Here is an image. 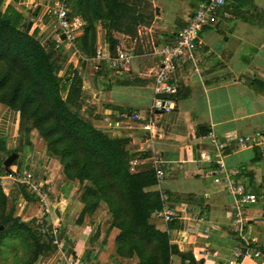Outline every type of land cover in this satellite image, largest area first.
<instances>
[{
  "label": "crops",
  "instance_id": "0c3cea01",
  "mask_svg": "<svg viewBox=\"0 0 264 264\" xmlns=\"http://www.w3.org/2000/svg\"><path fill=\"white\" fill-rule=\"evenodd\" d=\"M51 1L2 0L1 6L3 9L9 5L20 13L22 27L33 33L41 45L53 50L58 47L55 51L63 55L59 67L63 77L68 71L77 70L82 94H87L85 101L97 115L96 126L109 136L129 138L132 165L150 166L153 151L164 161L163 180L144 190L156 194L163 190L169 208L175 212L165 222L152 214L150 217L155 228L165 232L168 243L178 251L169 256L168 264H264V151L257 146L238 148L233 140L236 135L264 133V0H224L215 10L198 35L194 50L196 69L189 62H178L172 77L177 85L175 107L153 116V136L121 113L136 110L140 115L146 114L154 95L152 74L160 60V49L203 0H148L153 10L148 30L156 33L152 51L130 45V65L119 72L105 65L93 70L91 63L81 64L82 60L92 61V57L80 51L74 41L82 34L83 21L79 16L70 17L77 25L76 38L69 45L64 38L58 42L62 34L54 32L44 14ZM97 23L94 49L97 45L108 48L106 30ZM111 37L116 41L115 47L124 46L119 35ZM18 121L17 111L0 106V153L8 151L9 143L16 140ZM209 133L218 140H230L223 165L234 172L233 177L245 192L256 197L255 203L240 210L244 217L240 235L232 230V217L237 210L235 198L223 183L214 182L210 173L215 165ZM54 161L50 158L46 162L47 180L56 188L60 176V188L65 184L63 195L58 192L61 210L54 211L60 224L70 223L66 239L76 246L70 257L62 254L63 262L70 264L74 259V264H93L86 261L91 250H86L85 237L71 224L75 210L63 207L74 206L76 201L70 198L73 188L63 181L61 173L56 174ZM0 177L2 186L9 184L2 169ZM255 250L261 255L252 256ZM236 253L240 255L234 256Z\"/></svg>",
  "mask_w": 264,
  "mask_h": 264
},
{
  "label": "trees",
  "instance_id": "16d2710c",
  "mask_svg": "<svg viewBox=\"0 0 264 264\" xmlns=\"http://www.w3.org/2000/svg\"><path fill=\"white\" fill-rule=\"evenodd\" d=\"M65 3L68 18L79 16L83 21L82 34L74 40L80 51L94 55L95 23L99 22L106 30L108 49L113 53L116 41L109 30L125 9L123 3L119 0H65ZM1 5L2 0L0 102L18 112V130L31 123L30 127L44 140L47 153L55 155L62 165L64 177L86 182L80 201L88 213L100 202L106 206L110 225L118 229L114 248L119 256H136L138 264H168L169 256L178 251L168 243L167 234L156 229L150 220L159 207L158 195L144 190L155 183L153 170L149 165L131 164L128 137L109 136L72 110L81 96L77 70L58 77L51 59L55 50L41 45L33 33L22 27V16L13 7L6 5L2 9ZM22 194L24 199L33 200L30 193ZM0 200H5L1 187ZM7 219L4 217L2 223ZM42 237L40 245L48 247V235L42 233Z\"/></svg>",
  "mask_w": 264,
  "mask_h": 264
},
{
  "label": "rangeland",
  "instance_id": "374dc122",
  "mask_svg": "<svg viewBox=\"0 0 264 264\" xmlns=\"http://www.w3.org/2000/svg\"><path fill=\"white\" fill-rule=\"evenodd\" d=\"M119 1L123 3L125 9L121 10L114 23L115 26L109 30V34L119 35L122 38L124 46L119 47L122 50H127L130 45L135 44V48L144 49L148 53L151 52L152 44L156 41V33L155 30H148L153 18L150 2L148 0ZM97 24L96 22L95 26ZM50 26L54 29L51 19ZM62 36L63 39L64 35ZM57 39L61 41V36ZM140 45L143 46L142 49ZM55 48L57 50L58 47ZM51 59L58 69L56 75L62 78L63 72H59V67L62 66L63 55L60 51H54L51 54ZM77 59L79 61V58ZM81 62L82 65L87 62L92 65V61L90 60H82ZM82 93H84V90H81V96L73 103L72 110H77L83 119L89 121L97 128L95 124L97 115L94 114V109L89 108V103L85 101L87 94L84 95ZM0 106L7 107L1 102ZM30 125L31 123L27 124L25 128L18 130L16 140L13 144L9 143L11 147L8 151H15L17 154L16 158L12 161L14 164L11 165L15 167L11 168L9 166V172L4 170L2 166L3 160L8 156L7 151L0 153V170H4L7 179L10 180L9 184L4 183L2 186L3 180L1 181L0 177V187L5 197L4 201L1 202L0 200V264H65L62 254L70 257L69 253L75 246L71 240L66 239L67 234L65 232H68L67 228L70 223L66 226L65 224L67 223L60 224L58 216L54 211V209L61 210L57 204L60 197L58 192H61L63 195L65 184H62L60 188V176L56 182L58 184L56 188L47 180L48 172L45 168L46 162L50 158L55 160L56 174L61 173L63 181L72 186L73 194L70 195V198L73 197L79 203L75 202L74 206L63 204V207L68 211L75 210V220L71 224L76 226L77 230H80V233L85 237L84 244L86 250H91V253L86 256V261H92L93 264H138L136 256H119L115 252L114 239L118 233V229L110 225L111 217L106 206L100 202L91 213H88L84 209L80 201V194L86 182L81 183L78 180H67L64 177L62 165L58 162L57 157L44 153L47 152L45 142L39 136L37 130L31 128ZM13 171H28L34 179L41 182L42 193L45 194L44 199L49 198L47 202L48 212L45 211V206L39 197L35 198L32 195L33 200L28 201L24 199L22 193L25 192L27 195L29 193L23 184L13 177ZM5 186L7 187L6 190L2 188H5ZM50 188H53V191L55 189V191L52 192ZM57 188H60V191ZM4 217H8V219L5 223H2ZM40 222L43 223L42 226H40ZM53 223H57L60 246L57 248L50 242L48 247H43L40 245L41 241H43L42 233L49 235L51 224ZM75 262L74 259H71L70 264H74Z\"/></svg>",
  "mask_w": 264,
  "mask_h": 264
},
{
  "label": "built area",
  "instance_id": "2783aa9c",
  "mask_svg": "<svg viewBox=\"0 0 264 264\" xmlns=\"http://www.w3.org/2000/svg\"><path fill=\"white\" fill-rule=\"evenodd\" d=\"M223 4L224 0H203L197 4L185 25L176 30L172 39L160 49V60L156 70L152 74L154 95L146 114L140 115L136 110H126L121 113L122 116L138 122L141 129L146 130L153 136V116L155 114L166 113L175 107L177 85L172 77L178 67V62H189L190 66L193 67L194 70L196 69L197 60L194 56V50L196 48L199 32L209 21L215 10ZM44 14L52 20L54 32L57 35H64V39L67 41V45H69L76 37L77 25L72 18H68V9L65 0H52L45 6ZM58 42L60 43L61 41L58 40ZM75 54L76 53L73 55ZM131 58L132 56L129 50H122L116 47L114 52L110 53L106 46L97 45L94 49V55L91 58L92 68L93 70H98L101 65H105L107 68L119 72L127 69L130 65ZM207 137L212 144L213 163L215 165V167L210 170V173L213 176V181L223 183L227 192L232 194L235 198V208L237 210L232 217V230L240 235L244 226V217L240 210L244 209L249 204L255 203L256 197L252 193L245 192L239 180L233 177L234 172L227 170L223 165L222 158L226 153V148L230 140L228 138L218 140L211 133H209ZM233 140L238 148L244 149L257 146L264 151V133L236 135ZM152 153L150 167L153 170L154 184H158L164 178V161L156 152L153 151ZM13 172V177L23 184L28 193L42 200L45 211L48 212L47 198L44 199L45 194L42 193L43 189L41 182L34 179L32 174L28 171ZM157 195L159 207L152 212V215L164 222L168 221L175 215V212L169 208L167 204L168 196L163 190H159ZM57 231V223L51 224L48 239L59 248L60 238L58 237ZM239 255L240 253L234 254V256ZM251 255L258 257L261 253L259 250H255L251 252ZM228 264H233V261H229Z\"/></svg>",
  "mask_w": 264,
  "mask_h": 264
},
{
  "label": "water",
  "instance_id": "95a60500",
  "mask_svg": "<svg viewBox=\"0 0 264 264\" xmlns=\"http://www.w3.org/2000/svg\"><path fill=\"white\" fill-rule=\"evenodd\" d=\"M63 36L61 35V38ZM17 154L15 152H10L8 156L3 160L2 166L4 170H7L8 166L11 164V162L16 158ZM1 229V226H0ZM48 238V237H47Z\"/></svg>",
  "mask_w": 264,
  "mask_h": 264
}]
</instances>
